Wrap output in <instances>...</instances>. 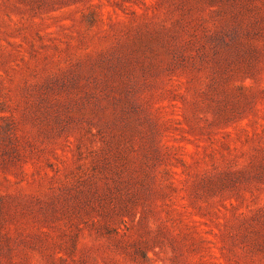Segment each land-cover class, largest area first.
Segmentation results:
<instances>
[{"label": "rangeland", "instance_id": "374dc122", "mask_svg": "<svg viewBox=\"0 0 264 264\" xmlns=\"http://www.w3.org/2000/svg\"><path fill=\"white\" fill-rule=\"evenodd\" d=\"M0 264H264V0H0Z\"/></svg>", "mask_w": 264, "mask_h": 264}]
</instances>
